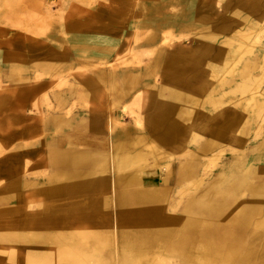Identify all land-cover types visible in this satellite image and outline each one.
Returning a JSON list of instances; mask_svg holds the SVG:
<instances>
[{
	"label": "rangeland",
	"instance_id": "1",
	"mask_svg": "<svg viewBox=\"0 0 264 264\" xmlns=\"http://www.w3.org/2000/svg\"><path fill=\"white\" fill-rule=\"evenodd\" d=\"M104 26L113 37L122 31L117 51L122 57L101 62L74 55L69 48L74 36ZM14 29L38 43L39 50L48 48V58L41 54L46 50L37 52L26 83L0 82V97L5 95L0 117L6 109L25 105L38 123L70 117L59 109L57 97L82 80L97 95L71 93L68 112H112L120 122L135 121L145 130L151 119L145 113L158 105L155 100L175 98L163 78L170 69H185L207 92L201 101L186 98L193 99L187 103L192 128L187 125L181 144L178 140L174 146L181 155L167 161L160 156L152 166L160 179L178 187L170 200L180 216L153 228L116 226L113 244L94 233L61 238L15 234L0 221V264H264V0H0V39ZM145 76L150 85L132 98L143 89ZM25 91L31 96L21 97ZM218 97L225 102L219 106L221 117L214 115ZM242 161L253 171H245L249 164L243 168ZM129 165L136 168L140 162ZM189 166L194 170L187 173ZM223 168L239 183L229 210L195 212L201 197L216 196L208 185H225L220 179L212 182L225 174ZM245 208L255 212L247 220ZM2 217H8L7 211L0 210Z\"/></svg>",
	"mask_w": 264,
	"mask_h": 264
},
{
	"label": "crops",
	"instance_id": "2",
	"mask_svg": "<svg viewBox=\"0 0 264 264\" xmlns=\"http://www.w3.org/2000/svg\"><path fill=\"white\" fill-rule=\"evenodd\" d=\"M108 28L89 27L83 35L74 36L69 48L76 56L109 61L120 47L122 31L113 37L114 32ZM19 34L17 29L8 30V36L0 39L2 83H26L32 77L37 52L46 50L41 54L48 58V48L39 50L38 43ZM183 70L170 69L164 74L175 98L155 100L158 105L145 113L152 117L145 130H140L135 121L120 122L112 112H68L74 100L65 96L68 89L60 91L57 98L59 109L72 114L70 117L38 123L28 105L6 109L5 117H0V210L7 211L8 217L0 218L2 224L15 234L61 238L77 234L92 237L94 233L113 244L116 226L158 227L180 216V211L173 212L170 200L178 187L168 178L160 179L152 166L160 156L167 161L181 155L174 146L184 138L187 125L192 128L187 116V103L193 101H188L189 97L201 101L207 92L200 81L190 79ZM145 78L141 79L143 89H138L142 93L150 85V79ZM31 94L25 91L21 97ZM60 96L64 99L59 100ZM3 98L5 95L0 97V105ZM134 161L140 165L129 167ZM230 170L223 168L220 172L225 175L218 174L212 181L214 184L220 179L224 186L211 189L210 184L206 188L211 192L225 190L228 183L236 181L226 175ZM124 234L129 232L124 230Z\"/></svg>",
	"mask_w": 264,
	"mask_h": 264
},
{
	"label": "bare ground",
	"instance_id": "3",
	"mask_svg": "<svg viewBox=\"0 0 264 264\" xmlns=\"http://www.w3.org/2000/svg\"><path fill=\"white\" fill-rule=\"evenodd\" d=\"M166 39V38H165ZM121 46V45H120ZM120 48V47H119ZM117 51L118 50H116V55L118 54L117 53ZM137 55V54H136ZM136 55H134V56H136ZM118 56V57H117ZM116 56V59L118 60L120 57H122V56H119V55H117ZM139 57V56H138ZM258 58V55H257V57L255 58V59H257ZM136 59H138V58H136ZM135 60V59H134ZM123 62V61H122ZM122 62H120V63H122ZM133 62H135V61H133ZM132 62V63H133ZM138 62V61H137ZM137 64H139V62L137 63ZM254 64H255V61H254ZM122 79L124 80V81H126L127 80V76H122ZM83 82H82V80L78 83V84H76V85H72L73 87L72 88H67L68 89V95H65V96H70V94L72 93V94H74V93H76V92H80V95L81 96H83V97H85V96H89V95H92V96H95V95H97L96 93V90H94V89H90V88H88V89H86L83 85H81ZM85 88V89H84ZM80 89H84V90H80ZM64 92H66V91H64ZM138 94H139V91L138 90H136L135 92H134V94H132V98H134V99H136L137 98V96H138ZM209 96V95H208ZM207 96V97H208ZM64 98L62 97L61 98V96H60V98H59V100H63ZM223 103H225L224 101H223V99H222V97H218L217 99H214L213 100V104H214V115H215V117H221L222 116V114H223V112L222 111H220L221 109H219V106H221ZM152 118V117H151ZM138 122L140 123V120L138 119ZM237 121H235L234 123H236ZM150 123H151V119H150ZM233 125V124H232ZM262 146H263V144H262ZM262 148V147H261ZM35 151V150H34ZM34 151H33V153H34ZM241 165H243V168H245V166H247V163H245V162H242L241 163ZM252 166L253 165H251L250 164V167H249V169H248V171H250V170H252L253 168H252ZM232 168V171L233 170H236V168H237V166L235 167V166H231ZM256 170V169H255ZM189 172H191V171H193V168H191V169H189L188 170ZM188 171H187V173H188ZM253 171V170H252ZM193 174V173H192ZM225 175V174H224ZM199 176V175H198ZM193 177V176H192ZM197 177V176H196ZM194 178V177H193ZM239 179V178H238ZM198 181H201V180H198ZM238 180H236V181H233L232 183H228V188H227V190H225L224 191V193H221V192H219L218 190H216L214 193H215V197H213V198H211V199H205L204 197L202 198H200L199 199V202H198V206H199V210H195V212H198V213H204V210L205 211H207V213L209 212V213H211V214H213V213H215V214H217L218 212H220L221 210H223V212H226L227 210H229V206H230V203H231V200H232V197H233V195L231 194V192H233L232 190H236L237 188H238ZM206 194V193H205ZM227 194H229V195H231V197H230V199H228L227 198ZM252 199V198H251ZM246 202V201H245ZM249 202V201H248ZM252 205H254V204H252ZM233 206V205H232ZM246 207V206H245ZM231 208V207H230ZM261 208V207H260ZM259 208V209H260ZM246 209V208H245ZM261 210V209H260ZM255 212H254V208H247L246 209V211H245V214H243L244 215V217L243 218H245L246 217V220L250 217V216H252L253 214H254ZM225 214V213H224ZM257 215V214H256ZM250 219V218H249ZM195 220H197V219H195ZM168 221V220H167ZM191 221V220H190ZM193 221V223H194V220H192ZM199 223V222H198ZM192 224V223H191ZM253 224V223H252ZM195 225V224H194ZM193 225V226H194ZM245 225V224H244ZM190 226V225H189ZM220 226H221V224H220ZM219 226V227H220ZM223 226V225H222ZM197 227V226H196ZM195 227V228H196ZM153 228V227H152ZM167 228V227H166ZM204 228V227H203ZM229 228V227H228ZM131 229H133V228H131ZM150 229V228H149ZM205 229H206V227H205ZM231 229V228H230ZM173 230V229H172ZM171 230V231H172ZM154 231V230H153ZM174 231V230H173ZM194 231V230H193ZM191 232H192V230H191ZM206 232V231H205ZM219 232V231H218ZM194 233V232H193ZM230 233V232H229ZM179 234V233H178ZM250 234V233H249ZM65 235V234H64ZM11 237V236H10ZM42 237V236H41ZM61 237V236H60ZM154 237V236H153ZM176 238V237H175ZM175 238H174V240H175ZM117 241V240H116ZM168 242V241H167ZM156 243V242H155ZM264 243V242H263ZM35 244V243H34ZM45 244V243H44ZM24 245H26V244H24ZM49 245V244H48ZM165 247V246H164ZM174 247V246H173ZM217 248H218V245H217ZM74 249H75V247H74ZM176 249V248H175ZM261 249V248H260ZM41 250V249H40ZM73 250V249H72ZM183 250V249H182ZM181 250V251H182ZM215 250H217L216 249V247H214L213 248V251H215ZM47 251V250H46ZM163 251H164V249H163ZM179 251V250H178ZM39 252V251H38ZM49 252V251H48ZM217 252V251H216ZM32 253V252H31ZM183 253H184V251H183ZM33 254V253H32ZM40 254V253H39ZM162 254V253H161ZM187 254V253H186ZM192 254V253H191ZM36 255H37V253H36ZM180 255V254H179ZM200 255V254H199ZM203 254H201L200 256H202ZM260 255V254H259ZM258 255V256H259ZM173 256V255H172ZM175 256H176V254H175ZM181 256V255H180ZM183 256V255H182ZM185 256V255H184ZM255 256V255H254ZM257 256V257H258ZM32 257V256H31ZM41 257V256H40ZM43 257V256H42ZM45 257V256H44ZM171 257V256H170ZM188 257V256H187ZM184 258H186V257H184ZM189 258V257H188ZM187 258V259H188ZM191 259V258H190ZM190 261V260H189ZM155 262V261H154ZM160 263V262H159ZM191 263V262H190ZM131 264V263H130ZM211 264H227V263H222V261H219V262H213V263H211Z\"/></svg>",
	"mask_w": 264,
	"mask_h": 264
}]
</instances>
